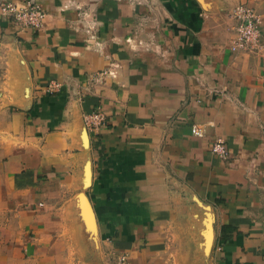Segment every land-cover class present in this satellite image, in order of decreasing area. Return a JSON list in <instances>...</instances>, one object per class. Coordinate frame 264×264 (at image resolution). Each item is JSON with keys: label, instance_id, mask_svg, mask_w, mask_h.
<instances>
[{"label": "crops", "instance_id": "obj_1", "mask_svg": "<svg viewBox=\"0 0 264 264\" xmlns=\"http://www.w3.org/2000/svg\"><path fill=\"white\" fill-rule=\"evenodd\" d=\"M33 1L0 17V264H205L209 230L211 264H264V0Z\"/></svg>", "mask_w": 264, "mask_h": 264}, {"label": "built area", "instance_id": "obj_2", "mask_svg": "<svg viewBox=\"0 0 264 264\" xmlns=\"http://www.w3.org/2000/svg\"><path fill=\"white\" fill-rule=\"evenodd\" d=\"M232 15L236 20L235 36L231 40L232 50H253L259 47V39L262 36V18L254 8L246 4L234 7ZM45 16L43 10L33 0L6 1L0 0V17L9 20L18 31L26 28H37L41 25ZM58 86L57 83L53 85ZM83 123L89 132L98 133L104 126L105 116L100 111H92L83 114ZM197 135H201L195 128ZM211 151L221 158L227 157V147L221 138H216L211 143ZM110 264H130L125 252L111 251Z\"/></svg>", "mask_w": 264, "mask_h": 264}, {"label": "rangeland", "instance_id": "obj_3", "mask_svg": "<svg viewBox=\"0 0 264 264\" xmlns=\"http://www.w3.org/2000/svg\"><path fill=\"white\" fill-rule=\"evenodd\" d=\"M212 244H207L206 242V247H205V252H206V260H205V264H211L212 261Z\"/></svg>", "mask_w": 264, "mask_h": 264}, {"label": "water", "instance_id": "obj_4", "mask_svg": "<svg viewBox=\"0 0 264 264\" xmlns=\"http://www.w3.org/2000/svg\"><path fill=\"white\" fill-rule=\"evenodd\" d=\"M209 234H208V238H207V244L209 245V244H211V239H210V234H211V232H210V230H209V232H208ZM205 247H206V245H205Z\"/></svg>", "mask_w": 264, "mask_h": 264}]
</instances>
